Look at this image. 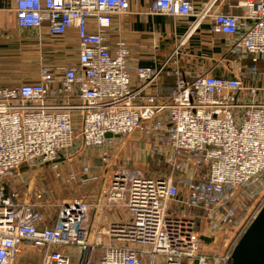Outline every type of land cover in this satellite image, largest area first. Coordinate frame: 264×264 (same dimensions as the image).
I'll list each match as a JSON object with an SVG mask.
<instances>
[{"label": "built area", "instance_id": "obj_1", "mask_svg": "<svg viewBox=\"0 0 264 264\" xmlns=\"http://www.w3.org/2000/svg\"><path fill=\"white\" fill-rule=\"evenodd\" d=\"M6 1L20 29L46 28L55 38L75 30L78 55L74 65L42 66L37 83L0 88V176L22 164L56 170L76 143L99 148L133 134L146 141L153 163L149 176L121 169L102 178L93 203L55 206L40 183L31 192L29 175H17L28 186L23 195L1 179L0 264H230L264 205V83H243L264 81V0L239 1V16L212 11L224 0L199 13L192 0L151 4L172 18L195 16L187 36L209 17L214 33L237 37L229 55L249 60V69L233 78L184 77L177 56L185 38L162 64L131 66L126 43L106 41L128 0ZM168 69L173 84L164 94L158 83ZM109 207L122 209V218L94 231L92 218ZM204 231L216 245L211 252L202 249Z\"/></svg>", "mask_w": 264, "mask_h": 264}, {"label": "crops", "instance_id": "obj_2", "mask_svg": "<svg viewBox=\"0 0 264 264\" xmlns=\"http://www.w3.org/2000/svg\"><path fill=\"white\" fill-rule=\"evenodd\" d=\"M239 1L241 0H224L216 4L212 11L220 10L239 16L242 13L237 8ZM128 2V14L121 19L115 18L112 21L106 34V41L107 45L113 48L117 40H123L130 52L129 64L131 66L155 67L162 64L178 43L185 38L177 56L178 66L184 77L193 78L210 73L218 77L233 78L242 77L245 71H248L249 60L238 61L229 55L230 42L237 37L214 33L211 30L212 24L209 17L200 20L194 31L187 36L197 21L195 16L172 18L152 12L153 0H128ZM209 2L210 0H192L195 12L203 11ZM88 30L91 33L96 32L94 19L88 21ZM45 45L50 46L53 53L62 59V64L56 65L55 68L76 63L78 42L75 30L69 31L64 37L55 38L48 35L46 28L40 30L20 29L16 24L13 5L6 0H1L0 88L39 82L40 68L45 65L37 63V69L29 72H25L22 65L28 60L24 58L27 51L33 53L37 48H42ZM73 55H76L74 60H72ZM243 83L244 85L257 86L263 84L264 81L261 76L257 75L253 79H244ZM172 84L171 69H168L160 77L158 88L162 93L168 94ZM90 174L87 179L99 175L96 170H92ZM97 181L99 185L96 194L91 197L92 201H86L87 203H93L99 196L102 178H98ZM107 216L109 217V214L107 215L106 209L96 213V216L92 218L94 231H98L108 221L116 220L111 217L107 219ZM88 223L90 226L91 222ZM201 241L202 249L204 250L203 243L205 242L208 244V248L204 251L211 252L210 248L215 244L211 238L208 242L205 240L203 242L202 235Z\"/></svg>", "mask_w": 264, "mask_h": 264}, {"label": "rangeland", "instance_id": "obj_3", "mask_svg": "<svg viewBox=\"0 0 264 264\" xmlns=\"http://www.w3.org/2000/svg\"><path fill=\"white\" fill-rule=\"evenodd\" d=\"M50 46L45 45L42 48H37L33 53L26 52L24 58L28 59L26 63L22 65L25 68V72L33 71L37 69V63L43 64L47 67H57L56 65L62 64V59L53 53ZM76 55H73L74 60ZM112 143H107L102 147H84L83 144L76 143L72 149L66 152L63 156L62 162L59 164L58 169L43 168L41 170L27 173L29 175L25 179L31 182L29 186L31 192L36 190L35 184L44 186L50 191V203L55 206L61 204L67 200H81L92 201L91 197L96 194L98 181L87 180L84 172V168L88 167L89 174L92 170H96L97 178H109L113 173L119 172L121 169L127 172H141L143 175L149 176L147 170L153 161L148 151V144L139 135L133 134L128 136H121ZM136 144L138 147L134 151L128 150L129 145ZM102 158L104 162H102ZM34 166V165H31ZM96 174V175H97ZM92 175V174H90ZM86 179H85V178ZM8 180L9 178H5ZM10 187L20 195H23L27 189V183L25 185L24 180L20 177H10L8 181ZM260 192L264 191V178H260ZM257 204L254 202L252 207ZM52 208V207H51ZM56 208L50 213V215L56 213ZM107 215L111 219H120L123 216V210L117 207H109L106 209ZM107 216V219L109 218ZM211 238L210 234L206 231L203 234L204 240L208 242ZM203 248H208L207 243H203ZM216 248L213 245L210 251ZM64 251H67L64 249Z\"/></svg>", "mask_w": 264, "mask_h": 264}, {"label": "water", "instance_id": "obj_4", "mask_svg": "<svg viewBox=\"0 0 264 264\" xmlns=\"http://www.w3.org/2000/svg\"><path fill=\"white\" fill-rule=\"evenodd\" d=\"M111 137L110 134L106 135L107 139ZM115 138L119 137L115 136ZM57 162L61 163L62 160ZM47 166L48 164L34 166L22 164L17 169L0 176V180L35 172ZM230 264H264V205L233 249Z\"/></svg>", "mask_w": 264, "mask_h": 264}]
</instances>
